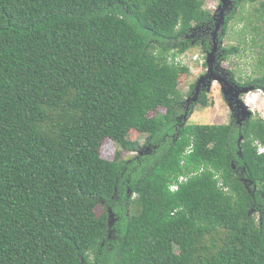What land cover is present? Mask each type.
<instances>
[{
	"label": "trees",
	"instance_id": "1",
	"mask_svg": "<svg viewBox=\"0 0 264 264\" xmlns=\"http://www.w3.org/2000/svg\"><path fill=\"white\" fill-rule=\"evenodd\" d=\"M208 1L0 0V264H264V118H180Z\"/></svg>",
	"mask_w": 264,
	"mask_h": 264
},
{
	"label": "rangeland",
	"instance_id": "2",
	"mask_svg": "<svg viewBox=\"0 0 264 264\" xmlns=\"http://www.w3.org/2000/svg\"><path fill=\"white\" fill-rule=\"evenodd\" d=\"M241 1L242 3L244 2L243 0ZM219 2L220 0H210L205 4V10L209 11L210 16L213 14ZM262 2L264 0H257L254 3L244 2L237 10H234L235 18L228 24L225 35H222L223 49H228L231 46H237L239 48L237 53L227 58H221L220 62H217L216 65L215 72L222 77L229 76V81H231L230 72L234 73L233 80L242 84L247 80H252L260 76L264 72V8L261 6ZM206 24L200 25L198 29L193 31L192 35L188 36L189 39L193 40V42L191 41V46L176 58V61L181 66L186 65L190 69L187 75L181 76L178 86V89L185 95V103H187L190 97L195 95L191 91V85H195L198 79L208 72L207 55L204 51L205 46L196 43L198 40L202 39L203 41L205 38L206 40H212L210 35L208 37V35L203 34ZM255 27H259L260 31L256 37L253 32ZM220 34L221 32H219ZM172 59L173 57L170 56L171 61ZM206 87L203 91L208 94L209 100L213 104L208 107H201L198 103L191 102L190 116L188 119H185L183 125L188 123L229 124L231 122V110L224 99L221 91L222 83L218 77L213 79L210 89ZM244 98L248 104V108L253 113V118H264V92L255 88L246 93ZM131 138L133 140L138 139L143 144L145 136L137 132H132ZM118 150L119 147L114 142L106 140L101 150L102 156L113 160ZM133 155L134 153L126 151L122 153V157L127 159ZM101 210L102 208H97V212H101Z\"/></svg>",
	"mask_w": 264,
	"mask_h": 264
},
{
	"label": "water",
	"instance_id": "3",
	"mask_svg": "<svg viewBox=\"0 0 264 264\" xmlns=\"http://www.w3.org/2000/svg\"><path fill=\"white\" fill-rule=\"evenodd\" d=\"M234 2L235 1L233 0H221V3L218 5V9L215 15L216 23H215L214 36H213V46L211 47V49L208 50L206 54L208 72L198 79L195 85V89L193 91L195 95L190 97V99H188L187 102L197 103L199 99V95L201 93V88L202 87L205 88L207 86L206 88L210 89L213 79L214 78L216 79L218 77L221 83L225 81V84L229 86V88H226L222 84V92L225 95L226 99L229 100L230 102L231 101L233 102V100H235L240 105L243 111L242 120L245 121L246 119L250 118L253 113L248 108V104L244 103L240 99V95L252 91L253 89H255V86L251 85V86L239 88V86L232 80L231 81L226 80V78L222 77L221 75H217V76L214 75L215 70L217 68L216 63L218 62V56L220 57L222 55L220 50L222 48L223 39H221V36L224 35L225 33L226 16L230 14V12L234 9V5H235ZM235 10H237V8ZM219 32H221L220 35ZM232 91L234 92L231 93ZM230 106H232V103H230ZM113 222H114V218L113 215L111 214L109 218V225H111Z\"/></svg>",
	"mask_w": 264,
	"mask_h": 264
},
{
	"label": "flooded vegetation",
	"instance_id": "4",
	"mask_svg": "<svg viewBox=\"0 0 264 264\" xmlns=\"http://www.w3.org/2000/svg\"><path fill=\"white\" fill-rule=\"evenodd\" d=\"M221 3V0H220V2H219V4ZM218 4V5H219ZM238 9V7H235L232 11H234L235 9ZM217 9H218V6L216 7V9L213 11V14H212V19L210 20V21H208V24H206L205 25V32L203 33V34H206V36L208 35V37H209V35L211 36V38H212V40H210V41H208V45H209V48L208 49H206L205 47H204V51H205V53L207 54V51L209 50V49H211V47L213 46V36H214V29H215V23H216V21H215V15H216V12H217ZM231 13V12H230ZM226 27V26H225ZM223 37V36H222ZM206 39V38H205ZM205 39H203V41H201L200 42V44H203L204 45V40ZM221 52H223L224 53V49H223V46H222V48H221V50H220ZM218 59H219V61H218V63L220 62V60H221V56L219 57L218 56ZM216 65H217V63H216ZM216 71V70H215ZM214 75L215 76H217L218 74L215 72L214 73ZM225 78H226V80H229V76L227 77V76H224ZM230 78H231V80L233 81V82H235L238 86H239V88L240 87H246L247 85H245V84H242V83H238L237 81H235V80H233V78H232V76H230ZM222 84L226 87V88H229V86L228 85H226L225 84V81H223L222 82ZM195 85H196V83H195ZM195 85H194V87H195ZM203 87L201 88V93L202 92H205V91H203ZM193 90H194V88H193ZM192 90V91H193ZM221 91H222V89H221ZM234 91H232L231 93H233ZM223 93V92H222ZM245 95L246 94H242V95H240V99L244 102V103H246L245 101ZM223 96H224V99H225V101L227 102V104H228V106H229V108H230V110H231V122L233 121L234 123H235V125H236V127H238L240 130H242V128H243V125H244V121L242 120V116H243V111H242V108L240 107V105L235 101V100H233V102L231 101H229V100H227L226 99V97H225V95L223 94ZM230 103H232V106H230ZM247 104V103H246ZM182 107H183V112L181 113V116H180V118H182L183 117V122L185 121V119H188L189 118V116H190V110H191V105H190V102L188 103H185V102H183L182 103ZM252 116H253V114H252ZM230 122V123H231ZM229 123V124H230ZM183 125V124H182Z\"/></svg>",
	"mask_w": 264,
	"mask_h": 264
},
{
	"label": "built area",
	"instance_id": "5",
	"mask_svg": "<svg viewBox=\"0 0 264 264\" xmlns=\"http://www.w3.org/2000/svg\"><path fill=\"white\" fill-rule=\"evenodd\" d=\"M259 151H260L261 153H264V147H261ZM183 180H184V177H181V178H180V181H183ZM178 187H179V185H178L177 183H175V184L172 185L171 189H172L173 191H175V190L178 189Z\"/></svg>",
	"mask_w": 264,
	"mask_h": 264
},
{
	"label": "clouds",
	"instance_id": "6",
	"mask_svg": "<svg viewBox=\"0 0 264 264\" xmlns=\"http://www.w3.org/2000/svg\"><path fill=\"white\" fill-rule=\"evenodd\" d=\"M261 147H262V146H261ZM261 147H260V148H261ZM260 148H259V150H260Z\"/></svg>",
	"mask_w": 264,
	"mask_h": 264
}]
</instances>
